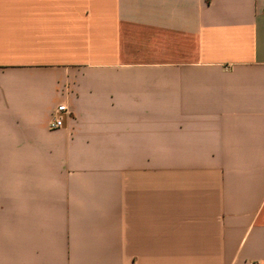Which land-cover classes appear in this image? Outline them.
<instances>
[{
	"label": "crops",
	"instance_id": "0c3cea01",
	"mask_svg": "<svg viewBox=\"0 0 264 264\" xmlns=\"http://www.w3.org/2000/svg\"><path fill=\"white\" fill-rule=\"evenodd\" d=\"M8 211L27 264H264V0H0Z\"/></svg>",
	"mask_w": 264,
	"mask_h": 264
},
{
	"label": "rangeland",
	"instance_id": "374dc122",
	"mask_svg": "<svg viewBox=\"0 0 264 264\" xmlns=\"http://www.w3.org/2000/svg\"><path fill=\"white\" fill-rule=\"evenodd\" d=\"M4 203H10L9 199L4 201ZM11 214L10 212L0 213V246H6L5 242L9 241L11 236V226H10ZM25 229L20 228V237L24 234ZM23 233V234H22ZM0 264H27V255H0Z\"/></svg>",
	"mask_w": 264,
	"mask_h": 264
},
{
	"label": "built area",
	"instance_id": "2783aa9c",
	"mask_svg": "<svg viewBox=\"0 0 264 264\" xmlns=\"http://www.w3.org/2000/svg\"><path fill=\"white\" fill-rule=\"evenodd\" d=\"M68 116L69 113L66 107L64 105L58 106L48 123V129L50 131L62 129L64 126L65 118Z\"/></svg>",
	"mask_w": 264,
	"mask_h": 264
}]
</instances>
